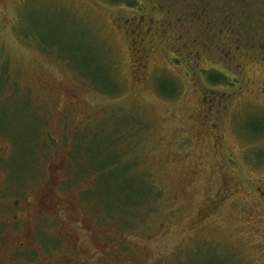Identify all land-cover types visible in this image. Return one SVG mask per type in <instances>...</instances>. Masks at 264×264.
<instances>
[{"label": "rangeland", "instance_id": "374dc122", "mask_svg": "<svg viewBox=\"0 0 264 264\" xmlns=\"http://www.w3.org/2000/svg\"><path fill=\"white\" fill-rule=\"evenodd\" d=\"M130 1L0 0V264H264V0Z\"/></svg>", "mask_w": 264, "mask_h": 264}, {"label": "flooded vegetation", "instance_id": "af4514ba", "mask_svg": "<svg viewBox=\"0 0 264 264\" xmlns=\"http://www.w3.org/2000/svg\"><path fill=\"white\" fill-rule=\"evenodd\" d=\"M133 20H137L136 27L149 28V22H144V17L134 16ZM8 175V174H7ZM45 178L39 177L36 180H44ZM39 182V181H38ZM40 183V182H39ZM48 194L43 193L39 195L28 194L18 183H13L6 177H0V226L1 225H17L21 223L25 215L31 217V223L33 225L42 226L48 223L49 216L47 215ZM34 204L35 211L30 215V212L25 214L30 205Z\"/></svg>", "mask_w": 264, "mask_h": 264}, {"label": "trees", "instance_id": "16d2710c", "mask_svg": "<svg viewBox=\"0 0 264 264\" xmlns=\"http://www.w3.org/2000/svg\"><path fill=\"white\" fill-rule=\"evenodd\" d=\"M115 2H124V3L128 4V5L131 4L130 0H115ZM210 72H212L213 74L211 76V73H210V75L208 76V79L213 84H218V83H221V82H224V83L227 82L225 74H222V73L214 71V70H211ZM210 77H212V78H210ZM170 92H171V94L169 93L168 95H172L175 92V90H171ZM115 164L116 163H114V161H109V163H105V164L101 165V168L99 169V171H104L108 167H111V166H113ZM132 215L135 216L136 214L132 213Z\"/></svg>", "mask_w": 264, "mask_h": 264}]
</instances>
